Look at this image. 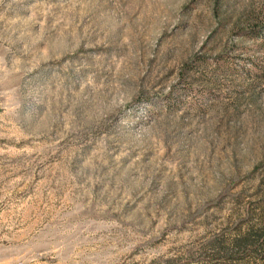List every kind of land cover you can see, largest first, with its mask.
Returning <instances> with one entry per match:
<instances>
[{
    "label": "rangeland",
    "instance_id": "obj_1",
    "mask_svg": "<svg viewBox=\"0 0 264 264\" xmlns=\"http://www.w3.org/2000/svg\"><path fill=\"white\" fill-rule=\"evenodd\" d=\"M264 0H0V264H264Z\"/></svg>",
    "mask_w": 264,
    "mask_h": 264
},
{
    "label": "trees",
    "instance_id": "obj_2",
    "mask_svg": "<svg viewBox=\"0 0 264 264\" xmlns=\"http://www.w3.org/2000/svg\"><path fill=\"white\" fill-rule=\"evenodd\" d=\"M262 20L258 25H255L251 29H247L244 31L242 34L244 36H247L249 39L252 40H261L262 44L264 45V8H263V14H262ZM239 61L241 59H223L219 58L214 60L215 67L218 69L224 68L226 72H230L233 74H238L240 71L245 77H250L253 75V78H262L264 79V61L263 62H257L251 59H247V64L249 67L253 69L254 73H251L250 71L244 69L245 65H239ZM261 246L264 247V237L262 238L261 241Z\"/></svg>",
    "mask_w": 264,
    "mask_h": 264
}]
</instances>
